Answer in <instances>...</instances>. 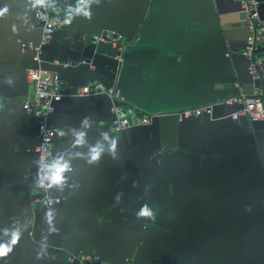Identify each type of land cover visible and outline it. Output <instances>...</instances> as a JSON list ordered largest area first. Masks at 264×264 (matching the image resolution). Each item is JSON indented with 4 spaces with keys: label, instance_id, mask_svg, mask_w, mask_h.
<instances>
[{
    "label": "crops",
    "instance_id": "1",
    "mask_svg": "<svg viewBox=\"0 0 264 264\" xmlns=\"http://www.w3.org/2000/svg\"><path fill=\"white\" fill-rule=\"evenodd\" d=\"M75 2L56 0V6L64 14ZM5 6L0 243L14 232L19 239L0 264H264V133L229 116L240 103L222 102L253 91L242 49L247 29L239 25L236 0H100L91 6V19L75 17L54 32L38 65L16 41L38 42L35 9L29 0H0ZM259 12L264 18V2ZM104 29L123 34L121 57L114 46L90 39ZM35 65L60 76L56 108L67 113L48 119L54 130L65 131L53 139L54 155L87 153L97 142L104 148L98 162L71 160L68 184L48 188L61 200L52 206L34 194L37 124L22 109L35 92L25 68ZM95 82L122 91L126 114L160 115L113 130L108 96L75 95ZM208 103L211 120L201 115L179 123L174 117ZM79 131L87 143L71 147ZM111 137L118 141L115 159L107 151ZM145 204L152 214L138 217Z\"/></svg>",
    "mask_w": 264,
    "mask_h": 264
},
{
    "label": "built area",
    "instance_id": "2",
    "mask_svg": "<svg viewBox=\"0 0 264 264\" xmlns=\"http://www.w3.org/2000/svg\"><path fill=\"white\" fill-rule=\"evenodd\" d=\"M239 7L246 14L247 35L243 47V54L247 60V71L253 81V91L251 94H240L224 98L222 102L225 105H233L240 103L241 108L229 114L236 120L239 117H246L249 123L262 122L264 124V20L260 16V0H236ZM37 19L42 23V36L39 44L35 47L31 43H22L23 49H33L36 51L33 61H39L38 55L40 49L45 45L52 34L67 24L64 21V14L61 11H54L52 14L47 11H36ZM86 34H82L81 38L85 39ZM90 39L94 42H106L117 49H122V36L114 31L105 30L100 33L91 34ZM19 41V40H18ZM20 42V41H19ZM227 55V54H226ZM26 78L32 82L35 92L31 100L22 101V109L27 114H32L37 118L38 127V143L36 151L38 160L42 158H50L53 154V139L55 131L47 125V117L53 113V103L61 99L60 76L57 73L46 72L40 68L27 67L25 69ZM87 94H105L111 100L110 111L112 114L111 126L113 130L120 131L132 126H140L147 124L154 116L148 114L140 119L135 117L134 113L126 114L122 103L123 97L120 91L114 87H106L105 85L95 82L92 87L84 85L75 93L77 96H85ZM212 104H204L198 107L185 108L175 112L178 121L184 118H196L204 113H211ZM47 184V181L44 182ZM37 191L42 195L43 203L46 206H52L59 203L60 198H53L48 195V188L36 185ZM74 258V256H72ZM88 259L98 261V256H88Z\"/></svg>",
    "mask_w": 264,
    "mask_h": 264
},
{
    "label": "clouds",
    "instance_id": "3",
    "mask_svg": "<svg viewBox=\"0 0 264 264\" xmlns=\"http://www.w3.org/2000/svg\"><path fill=\"white\" fill-rule=\"evenodd\" d=\"M100 0H76L75 4L67 5L64 13V23L70 24L75 17L82 16L85 19H91L92 11L91 6L93 4H99ZM29 5L31 8L35 9L39 6L41 9L57 11L56 0H29ZM8 11L7 6L0 8V17H3L4 14ZM9 84L12 83L11 80L8 81ZM89 117L85 116L81 120V125L84 128L89 127L88 124ZM56 133L59 136H64L65 131L63 129H56ZM75 139L72 142L71 147H83L87 141L85 140L86 133L83 131L74 132ZM104 139H109V133L102 134ZM117 138L111 137V141L108 144V154L115 159L117 152ZM104 151V148L97 142L95 145H89L87 153L76 152L68 153L67 149L58 152L56 155L51 156L50 158H42L37 160L38 164V173H37V183L46 188H51L53 186H64L68 184L69 176L68 173L73 171V164L71 160L74 157H79L84 159L87 163L92 164L98 162L101 158V154ZM47 181V184L44 182ZM119 194L117 195V199ZM151 210L148 205H143L137 216L148 217L150 216ZM50 219V213H49ZM19 234L14 232L12 234V239L7 243H0V257H5L11 250L12 246L18 242Z\"/></svg>",
    "mask_w": 264,
    "mask_h": 264
},
{
    "label": "water",
    "instance_id": "4",
    "mask_svg": "<svg viewBox=\"0 0 264 264\" xmlns=\"http://www.w3.org/2000/svg\"><path fill=\"white\" fill-rule=\"evenodd\" d=\"M264 2V0H260V6H261V4ZM236 6L238 7V16H239V19L242 21V24H239V25H244L245 27H246V14H245V12L243 11V10H241L240 9V7H239V3L236 1ZM36 11H45L44 9H41L39 6H37V8H35V10H34V16H35V18L37 19V17H36V15H35V12ZM57 11H61L60 9H58ZM48 13H50V14H52L54 11H47ZM62 12V11H61ZM63 13V12H62ZM261 16V15H260ZM261 18L264 20V18L261 16ZM37 21L39 22V26H40V36H39V40H38V42L36 43V44H32V46L33 47H35V46H37L38 44H39V42H40V40H41V36H42V28H41V26H42V23L37 19ZM232 25H238V23H235V24H232ZM247 29V28H246ZM105 30H109V29H104V30H101L100 32H103V31H105ZM109 31H114V30H109ZM100 32H98V33H100ZM114 32H116V31H114ZM116 33H118V34H120L121 36H122V40H121V44H123V45H125L126 43H127V41L124 39V36H123V34H121V33H119V32H116ZM54 34V33H53ZM52 34V35H53ZM247 35V34H246ZM52 37V36H51ZM245 38H246V36H245ZM245 38H244V40H243V47H244V43H245ZM51 39V38H50ZM50 39H49V41H50ZM20 42H19V41ZM18 43H20L21 44V42H23L22 40H21V38H17V40H16ZM48 41V42H49ZM48 42L46 43V44H48ZM46 44L45 45H43L42 47H41V49H40V53H39V55H38V60L39 61H33L32 60V58L35 56V54H36V51H34L33 49H29V51L32 53V56H31V60L36 64V65H38L39 63H40V61H41V55H42V53H43V49H44V47L46 46ZM109 44V43H108ZM111 45V44H110ZM243 47H242V49H243ZM115 55L117 54L118 56H120L121 57V54H122V52H121V50H118L117 49V47H115ZM244 55V54H243ZM245 57V56H244ZM246 59V58H245ZM118 60V59H117ZM119 61V60H118ZM35 65V67L34 68H39L38 66H36ZM27 68V67H26ZM25 68V69H26ZM246 70H247V60H246ZM247 74H248V71H247ZM248 76H249V74H248ZM250 77V76H249ZM252 81V80H251ZM252 83H253V81H252ZM106 87H110V86H114V87H116L117 88V86L115 85V84H113V83H111V84H109V85H105ZM119 91H120V93H121V95H122V91L119 89V88H117ZM122 97H123V95H122ZM208 104H210V103H208ZM204 105V104H203ZM53 106H54V111H53V113H51L50 115H52V114H54V113H57V112H61V113H67V110H63V109H60V108H56V102H54L53 103ZM201 106V105H200ZM110 107H111V105H110ZM198 107V106H197ZM193 108V107H192ZM241 108V107H240ZM239 108V109H240ZM183 109H185V108H183ZM233 112V111H232ZM150 114H153L154 116L152 117V118H155V117H157V116H159L160 114L159 113H150ZM170 113L169 112H167V114H163V115H169ZM32 115V114H31ZM50 115L47 117V125H48V119H49V117H50ZM110 115H111V118H110V122H111V119H112V114H111V111H110ZM143 115H141L140 116V114H139V116H136V118L137 119H140L141 117H142ZM202 116H205L206 117V120H211V117H212V111H211V113L209 114V113H204V114H202ZM202 116H200L201 118H202ZM174 117H175V119H176V121L177 122H179V123H181V122H183V120H185L186 118H184V119H182L181 121H178V117H177V115L175 114V112H174ZM36 118V117H35ZM196 118H199V117H196ZM37 118H36V124H37ZM235 121H237V122H241V123H244V124H250V126L252 127V129L254 130V131H256V132H261V133H264V124L262 123V122H253V123H249V121L247 120V118L246 117H243V116H241V117H239L238 119H236ZM49 126V125H48ZM50 127V126H49ZM132 127H140V126H132ZM51 129H53L52 127H50ZM129 128H131V127H129ZM126 129H128V128H126ZM54 130V129H53ZM55 131V130H54ZM55 135H56V132H55ZM53 154H54V152H53ZM35 201V200H34ZM35 216H36V221L37 222H39L40 220H41V213H40V211L38 210V209H36V211H35Z\"/></svg>",
    "mask_w": 264,
    "mask_h": 264
},
{
    "label": "flooded vegetation",
    "instance_id": "5",
    "mask_svg": "<svg viewBox=\"0 0 264 264\" xmlns=\"http://www.w3.org/2000/svg\"><path fill=\"white\" fill-rule=\"evenodd\" d=\"M36 138H37V143H38V127H37ZM34 194L36 195L37 198H42V195L40 194V192L37 191V189H36V192Z\"/></svg>",
    "mask_w": 264,
    "mask_h": 264
}]
</instances>
